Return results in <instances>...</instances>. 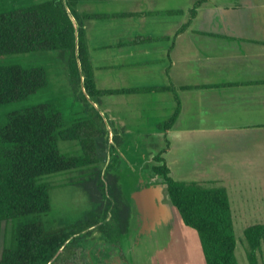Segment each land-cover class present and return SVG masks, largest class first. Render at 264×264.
I'll use <instances>...</instances> for the list:
<instances>
[{"label": "trees", "instance_id": "16d2710c", "mask_svg": "<svg viewBox=\"0 0 264 264\" xmlns=\"http://www.w3.org/2000/svg\"><path fill=\"white\" fill-rule=\"evenodd\" d=\"M83 1L91 0H42L21 9L0 12V56L59 51L61 58L66 61V72L73 87L82 86L89 97L174 90L175 85L172 83L157 88H99L84 26L85 20L99 15L80 14L78 6ZM208 1L198 0L188 10L187 22L178 34L191 26L199 7ZM47 85V72L41 66H0V105L27 99ZM180 110L181 103L177 99L174 113L167 121L158 124V128L167 131L173 127ZM5 117V124L0 125V222H12L51 210L50 191L53 186L43 177L87 166L97 167L102 163L98 150L104 141L100 143L97 140L102 136L107 137L108 132L98 129L94 121L77 120L71 127H65L61 113L50 104L11 112ZM108 139L111 143L109 162L104 171L97 168L95 174L101 172V177L104 173L109 197H106L104 182H101L102 192L97 187L90 189L94 197L103 193L106 199L103 213L92 217L79 228L47 229L41 221L18 226L13 224L11 238L2 252L0 264H74L76 253L70 246L82 236V232L95 225H99V230L111 243L125 236L130 215L116 174L122 168L117 149L124 141L116 134ZM60 140L78 141L82 154H62L59 150ZM166 142V148L154 157L155 164L152 167L148 164L146 169L168 184L173 205L179 210L185 225L198 234L206 264H239L227 189L205 187L197 181H177L172 178L163 156L169 148V142ZM109 214L111 217L107 221ZM244 235L248 243L249 264H259L264 224L248 226Z\"/></svg>", "mask_w": 264, "mask_h": 264}, {"label": "crops", "instance_id": "0c3cea01", "mask_svg": "<svg viewBox=\"0 0 264 264\" xmlns=\"http://www.w3.org/2000/svg\"><path fill=\"white\" fill-rule=\"evenodd\" d=\"M251 6L239 4L225 9L209 0L199 7L197 17L182 33L178 34L188 16L180 26L170 27L160 36L143 31L136 32L133 37L121 38L115 56L104 55L97 59H114L118 73L110 87H107V79H101L97 84L101 89L175 85L174 90L145 93L168 113V118L177 107V99L181 103L173 127L167 131L159 129L158 124L165 122L160 119L153 132L157 139L165 140V144L157 147V152L152 155L161 153L167 146L166 141L169 142L163 156L170 176L177 181H197L205 187H215L218 183L221 185L218 187L226 188L238 185L235 178L240 173L241 178L264 173V22H260V27H253L258 23L249 22L247 17L243 22L240 11ZM182 86L194 88L183 89ZM133 95L138 94L116 97ZM102 98L109 111L116 101L106 96ZM113 131L115 133L111 132L110 137L118 135L117 128ZM193 141L198 158L195 165L185 167L183 160ZM136 162V171L143 182L137 184L133 195L124 196L130 215L128 232L120 241L111 243L101 232V238L95 237L97 231L94 229L99 225L92 226L86 230L94 232L92 238H88L91 246L85 247V258L80 264H163L161 260L166 264L171 261L165 254L167 242L175 241L178 229L186 225L173 205L168 189L163 191L161 207L153 204L150 216L146 215L144 220L135 192L161 181L148 169L145 172L144 164L151 163L149 159L138 157ZM110 217L109 214L107 221ZM151 219L160 224L153 226ZM197 248L196 245L195 256L203 260L202 247V251Z\"/></svg>", "mask_w": 264, "mask_h": 264}, {"label": "rangeland", "instance_id": "374dc122", "mask_svg": "<svg viewBox=\"0 0 264 264\" xmlns=\"http://www.w3.org/2000/svg\"><path fill=\"white\" fill-rule=\"evenodd\" d=\"M40 1L42 0H1L0 12L6 13L21 9ZM197 1L91 0L80 2L78 6L80 14L94 13L99 15L97 18L84 21L96 83L99 84L101 79L104 81L107 79V87H110L113 79L118 74L115 71L116 61L114 59L108 61H97V59L104 55L111 58L115 56L121 38L133 37L136 32L142 33L143 31L152 35H163L165 30L180 26L182 20L186 21L188 10ZM211 3L225 9L231 8L233 5L250 4L251 7L240 11L243 15V22H246L248 18L249 22L258 23L254 24L253 27H260V22H264V0H211ZM129 13L134 15L130 16ZM248 30L257 35L254 30ZM9 65H20L25 68L41 66L45 68L48 85L27 99L0 105V125L5 124V116L11 112L50 104L61 113L65 127H71L77 120H91L96 123L98 129H105L108 136H102L97 140L100 143L104 141L103 146H100L98 150V156L102 163L97 167L87 166L43 177L44 181L53 186L50 191L51 210L49 212L25 216L14 219L12 222H0V258L5 246L10 241L14 225H26L41 221L47 229L79 228L91 220L92 217L96 218L103 213L106 200L103 193L102 196L95 194L97 197H94L90 189L97 187L102 192L101 182H104L106 197H109L104 173L102 172V176L99 177L101 172L95 174V170L97 168L103 170L106 167L111 144L108 138L112 133H115L113 131L115 128L119 130L118 135L124 141L123 145L117 149L122 168L116 174L119 176V185L123 195L125 197L133 195L132 192L138 186L137 184L143 182L141 175L136 171V160L139 157L141 160L149 159V162L154 163L153 159L156 155L154 156L152 153L157 152V147H164L165 140L157 139L158 136L153 132L157 128L158 120L164 119L163 121H166L169 119L168 113H164L162 108L155 105L149 93H139L137 96H126L125 98L106 96L109 100L112 99L117 102L107 111L104 98L89 97L82 86L73 87L66 72V61L61 58L59 51L28 52L0 56V66ZM148 145L149 147H147ZM59 150L62 154L68 156L82 154L80 143L73 140H60ZM189 150L190 152L183 160L185 167L195 165L194 163L198 158L194 141ZM141 162L144 163L145 161ZM146 168L147 166L144 164L145 172ZM224 168L225 170L228 169L227 166H224ZM134 170L135 172H133ZM188 173L195 174L196 172L188 171ZM236 174L237 172L234 173V175ZM241 174L235 178V183H238V185H231L226 188L231 201L237 241L236 257L239 264H249L247 259L248 243L244 232L248 226L264 224V173L261 176L253 173L248 178H241ZM244 175H247V173H244ZM218 186L221 185L216 183L215 187ZM179 229L175 241L167 242L169 245H174L172 247L168 245L165 249L167 252L165 254H168L172 261H167L166 264H200V261L206 264L205 258L202 260L195 256L196 250L194 248L196 245L197 249L202 251L198 234L187 226L182 227L181 230ZM95 231H97L95 237L101 238L99 228L94 229ZM94 232L92 231V234L87 231L83 232L82 236L77 238L70 246L72 250H75L76 264H80V261L85 258V247L83 245H91L88 238H92ZM161 262L165 264L163 260ZM259 264H264V241L259 252Z\"/></svg>", "mask_w": 264, "mask_h": 264}, {"label": "water", "instance_id": "95a60500", "mask_svg": "<svg viewBox=\"0 0 264 264\" xmlns=\"http://www.w3.org/2000/svg\"><path fill=\"white\" fill-rule=\"evenodd\" d=\"M164 189H168V184L165 182H154L149 186H145L139 191L135 192V199L138 201L139 211L143 214V218L146 221L147 216H150V212L152 211V205H156L158 207L162 204L164 200ZM170 197V195H169ZM147 199V200H146ZM152 218V217H151ZM154 218V216H153ZM152 225L155 226L160 224V221L156 219H151ZM153 229H155L153 227Z\"/></svg>", "mask_w": 264, "mask_h": 264}]
</instances>
